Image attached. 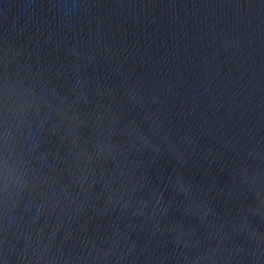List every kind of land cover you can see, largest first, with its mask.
Returning <instances> with one entry per match:
<instances>
[{"label":"water","instance_id":"1","mask_svg":"<svg viewBox=\"0 0 264 264\" xmlns=\"http://www.w3.org/2000/svg\"><path fill=\"white\" fill-rule=\"evenodd\" d=\"M0 264H264V0H0Z\"/></svg>","mask_w":264,"mask_h":264},{"label":"clouds","instance_id":"2","mask_svg":"<svg viewBox=\"0 0 264 264\" xmlns=\"http://www.w3.org/2000/svg\"><path fill=\"white\" fill-rule=\"evenodd\" d=\"M11 176V172H10V170L8 169V167H7V181H8V179H9V177ZM8 186V185H7Z\"/></svg>","mask_w":264,"mask_h":264}]
</instances>
